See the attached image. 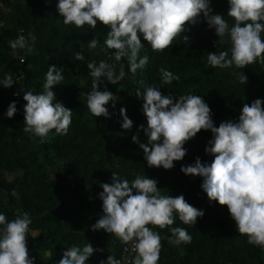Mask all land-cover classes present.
Returning <instances> with one entry per match:
<instances>
[{"label": "trees", "instance_id": "16d2710c", "mask_svg": "<svg viewBox=\"0 0 264 264\" xmlns=\"http://www.w3.org/2000/svg\"><path fill=\"white\" fill-rule=\"evenodd\" d=\"M58 0H0V80L5 75L23 74L11 89L0 86V213L9 221L27 212L31 219L27 247L34 264H57L68 247H83L90 242L93 248L103 249L89 258L88 264H100L109 255L121 260L124 244L104 230L92 231L91 226L103 215L100 186L110 183L112 172L132 181L137 175H146L158 181L162 195H183L193 207L203 210L195 226L184 225L178 217L173 227L186 228L192 236L190 244L179 246L168 243L171 232L154 228L162 237L159 264H264V250L249 244L247 236L240 235L227 206L209 201L202 190L201 177L187 176L182 166L195 163L200 157L211 163L214 157L205 153L210 131L201 130L196 137L185 143V157L174 162V168H149L143 150L132 142V135L140 125L147 127L142 111V97L135 92L156 86L167 95H200L212 111V119L218 127L222 121L238 120L243 103L257 98L264 100V63L257 62L244 69H213L207 63V54L226 51L231 47L228 37L225 43L215 44L219 37L206 22L189 25L190 31L173 41V46L162 53L153 52L140 35L144 48L139 55L148 56V63L133 76L128 73L117 85L108 83L99 87L118 97L106 107L110 118H95L87 108L86 93L91 91V77L86 64L95 60L111 63L104 44L110 29L100 22L95 30L65 25L57 9ZM213 14H222L231 27L234 20L227 17L228 0H212ZM88 29V30H86ZM27 38L36 36L33 51L13 50L9 41L18 34ZM264 35V34H262ZM97 37L100 44L90 50L88 42ZM31 44L32 42L29 41ZM82 52L83 61L75 59ZM230 54V53H229ZM23 60V63H21ZM49 66L61 70L65 79L53 87L56 100L72 110V123L67 135L49 133L46 142L31 133H25L23 95L27 91L42 92L45 74ZM120 63L116 64L119 73ZM160 68H166L179 76L178 81L165 85L161 82ZM21 71V72H20ZM243 71L248 82L243 85L235 73ZM17 93V95H14ZM81 93H83L81 95ZM12 101L17 102L14 118L5 113ZM133 123V128L121 127L120 109ZM141 143H147L143 131ZM15 192V195H13ZM152 228V225H148Z\"/></svg>", "mask_w": 264, "mask_h": 264}, {"label": "clouds", "instance_id": "9594fccd", "mask_svg": "<svg viewBox=\"0 0 264 264\" xmlns=\"http://www.w3.org/2000/svg\"><path fill=\"white\" fill-rule=\"evenodd\" d=\"M211 3L212 0H58L57 9L65 25L76 28L87 25L95 30L100 22L110 29L104 44L113 50L110 54L112 62L92 60L86 64L92 78L91 91L84 94L90 113L95 118L112 115L106 105L111 101L115 108L118 97L106 86L103 91L99 87L105 80L117 85L124 79L128 73L122 61H127L133 76L148 63V56L139 55L144 48L140 35L153 52L162 53L173 46L178 36L188 42V36L184 35L190 31L188 26L204 21L219 37L215 44L225 43V37L231 42L229 50L207 54L211 68L244 69L257 62L264 63V0H228L227 17L234 20L231 27L224 15L213 14ZM22 32L9 41V47L31 53L36 36L29 33L26 38ZM99 44V39L94 37L87 46L94 50ZM75 59L83 61V53L76 52ZM117 63H120L118 74ZM159 73L165 85L179 80L177 74L166 68H160ZM235 75L241 84L248 82L243 71ZM22 77L23 74L17 77L5 75L0 86L11 89ZM64 79L61 70L49 66L42 92L27 91L23 95L27 102L23 131L39 137L41 143L46 142L52 130L56 135L69 132L72 110L57 101L52 90ZM135 96L144 101L142 111L147 127L140 125L132 135V142L143 150L147 166L173 169L174 162L182 160L187 153L185 143L201 130L210 131L212 139L208 141L205 153L214 159L204 163L196 157L194 164L182 166L181 171L187 176L201 177V188L209 201L227 206L238 233L247 236L249 244L264 250V100L257 98L251 104L243 103L238 120L222 121L217 127L211 108L200 95H165L160 88L149 86L143 92L137 89ZM17 111V102L12 101L5 115L11 119ZM126 112L125 108L120 109L121 127L130 131L134 122ZM140 131L147 137V143L140 142ZM157 184V180L146 175H137L129 181L113 171L111 182L100 185L103 215L91 229L104 230L114 234L122 244L131 245L136 255L127 264H159L162 237L153 229L167 228L172 234L167 238L171 245L190 244L192 236L187 229L173 225L178 217L184 225L195 226L198 218L204 216L203 210L190 205L182 194L175 197L162 195ZM31 224L27 212L18 214L11 221L0 213V264H34L35 257L30 256L27 247ZM103 251L93 248L90 242L83 247L73 244L63 252L57 264H88L91 256ZM100 264H123V261L109 255Z\"/></svg>", "mask_w": 264, "mask_h": 264}, {"label": "built area", "instance_id": "2783aa9c", "mask_svg": "<svg viewBox=\"0 0 264 264\" xmlns=\"http://www.w3.org/2000/svg\"><path fill=\"white\" fill-rule=\"evenodd\" d=\"M135 255L136 253L132 251L131 245H123L121 251V260L123 261V264H127V262L133 259Z\"/></svg>", "mask_w": 264, "mask_h": 264}]
</instances>
